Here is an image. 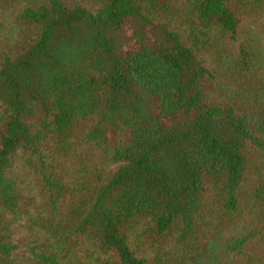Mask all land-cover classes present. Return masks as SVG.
<instances>
[{
    "label": "trees",
    "instance_id": "obj_1",
    "mask_svg": "<svg viewBox=\"0 0 264 264\" xmlns=\"http://www.w3.org/2000/svg\"><path fill=\"white\" fill-rule=\"evenodd\" d=\"M0 264H264V0H0Z\"/></svg>",
    "mask_w": 264,
    "mask_h": 264
}]
</instances>
